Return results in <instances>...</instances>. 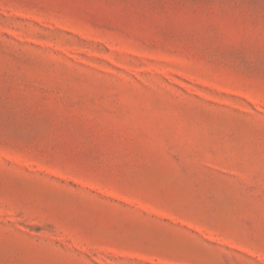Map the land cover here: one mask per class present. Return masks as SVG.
I'll use <instances>...</instances> for the list:
<instances>
[{
    "label": "rangeland",
    "instance_id": "1",
    "mask_svg": "<svg viewBox=\"0 0 264 264\" xmlns=\"http://www.w3.org/2000/svg\"><path fill=\"white\" fill-rule=\"evenodd\" d=\"M0 264H264V0H0Z\"/></svg>",
    "mask_w": 264,
    "mask_h": 264
}]
</instances>
